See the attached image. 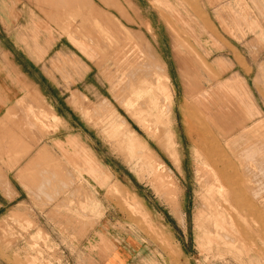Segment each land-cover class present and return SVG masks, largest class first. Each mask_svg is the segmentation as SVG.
<instances>
[{
    "label": "rangeland",
    "instance_id": "1",
    "mask_svg": "<svg viewBox=\"0 0 264 264\" xmlns=\"http://www.w3.org/2000/svg\"><path fill=\"white\" fill-rule=\"evenodd\" d=\"M93 11L0 118V264H264V0Z\"/></svg>",
    "mask_w": 264,
    "mask_h": 264
},
{
    "label": "crops",
    "instance_id": "2",
    "mask_svg": "<svg viewBox=\"0 0 264 264\" xmlns=\"http://www.w3.org/2000/svg\"><path fill=\"white\" fill-rule=\"evenodd\" d=\"M87 16L94 17L93 0H0V113H5L0 118H6L11 104L29 97L32 89L41 103L44 98L53 101L48 96L53 94L42 87L43 79L56 83L48 70L53 61H61L62 54L68 55L70 43L71 49H79L69 35L74 34L77 42H82L77 33H82V19ZM109 18L115 26L127 28L115 14ZM150 55L158 57L154 50ZM46 113L59 121L60 113L55 108L52 111L47 106ZM122 256L116 249L107 264H125Z\"/></svg>",
    "mask_w": 264,
    "mask_h": 264
},
{
    "label": "bare ground",
    "instance_id": "3",
    "mask_svg": "<svg viewBox=\"0 0 264 264\" xmlns=\"http://www.w3.org/2000/svg\"><path fill=\"white\" fill-rule=\"evenodd\" d=\"M251 153V152H250Z\"/></svg>",
    "mask_w": 264,
    "mask_h": 264
}]
</instances>
